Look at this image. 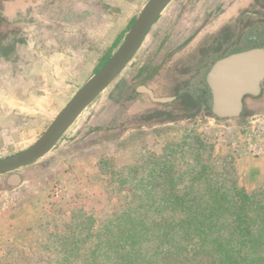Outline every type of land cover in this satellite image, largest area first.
<instances>
[{"label": "rangeland", "instance_id": "obj_1", "mask_svg": "<svg viewBox=\"0 0 264 264\" xmlns=\"http://www.w3.org/2000/svg\"><path fill=\"white\" fill-rule=\"evenodd\" d=\"M146 1L81 0L83 25L102 30L110 21L104 14L112 12L113 33H88L82 26L81 49L76 51L81 79L67 81L72 87L65 88L70 89L65 97H40L41 74L26 67L37 51L30 42L42 36L29 23L45 25L44 18L30 14L46 3L30 6L25 18L8 22L12 29L1 44L6 60L0 57V159L26 149L42 135L120 43L115 39L109 50L100 47L121 27L124 38ZM122 2H127L122 5L127 18L120 17ZM89 7L94 9L90 16ZM222 15H230L228 21L205 34L207 23ZM254 49L264 50V0H171L132 60L55 146L11 172L19 175L17 184L6 181L10 173L0 175V264H103L102 258L96 259L101 263L83 259L105 224L127 206L129 188L147 173L151 163L142 162L151 155L171 152L174 173L188 171L187 183L204 165L217 185L235 182L246 191L264 189V78L260 93L244 96L242 113L228 119L212 116L208 84L215 62ZM141 86L150 89L152 99ZM172 96L177 99L156 100ZM132 97H138L129 104L133 114L124 119ZM191 99L199 101L198 106L191 108ZM146 106L149 110L142 112ZM152 111L170 116L136 120ZM73 234L80 243L65 262L60 241L68 237L69 242Z\"/></svg>", "mask_w": 264, "mask_h": 264}, {"label": "trees", "instance_id": "obj_2", "mask_svg": "<svg viewBox=\"0 0 264 264\" xmlns=\"http://www.w3.org/2000/svg\"><path fill=\"white\" fill-rule=\"evenodd\" d=\"M11 29L0 16V50ZM190 101L191 108L198 106L199 101ZM161 115L170 116L152 111L136 120ZM169 157L171 152L143 160V166L151 163L147 173L134 179L127 206L105 224L83 261L102 258L103 264H264V189L246 191L235 182L227 187L217 185L204 165L202 172L190 174L187 183L184 176L188 171L174 173ZM67 240L63 237L60 241L65 262L74 256L80 243L75 234Z\"/></svg>", "mask_w": 264, "mask_h": 264}, {"label": "water", "instance_id": "obj_3", "mask_svg": "<svg viewBox=\"0 0 264 264\" xmlns=\"http://www.w3.org/2000/svg\"><path fill=\"white\" fill-rule=\"evenodd\" d=\"M170 2L171 0L145 2L116 50L61 108L42 135L26 149L0 159V175L10 173L9 178L17 184L20 177L17 173L11 172L38 160L55 146L82 111L130 62L151 27ZM263 78V49L234 53L218 60L208 75L212 94L211 112L225 119L239 116L242 113L244 96L258 95ZM139 90L152 97V92L146 87L141 86Z\"/></svg>", "mask_w": 264, "mask_h": 264}, {"label": "crops", "instance_id": "obj_4", "mask_svg": "<svg viewBox=\"0 0 264 264\" xmlns=\"http://www.w3.org/2000/svg\"><path fill=\"white\" fill-rule=\"evenodd\" d=\"M44 2L46 3L45 7L41 8V10H36V8L30 14V16H34L37 19L44 18L45 22H43L45 25L39 26L37 22L29 23V25L31 24L32 27L36 29L35 33L41 34L42 36L38 41L30 42L31 44L36 45L34 46V49L37 51H35V55H31L30 58L32 61H30L26 67L28 68L27 70H29L30 67V71L32 73L34 72L33 74L35 75L41 74L42 78L40 82L42 83L38 86V88L44 93H41L40 97H65L67 95L66 91L70 90L72 87L71 84H66L67 81L68 83H74L75 81H79L81 79V57L78 52L81 49L79 36L82 33V26H86L83 30H87L88 33L95 34L98 33V31H102L104 34H112L113 14L112 12L110 14H104V18L109 17L110 21L108 24L104 25L102 30H97L96 27H94V25L92 26L90 23L83 25L84 23H82L81 20L82 15L80 9L81 0H67V5L64 3L66 0H0V16L7 22H14L16 19L25 18L27 9L30 6L35 7V4L38 5L39 3ZM126 3L124 2V5L123 2L120 3L121 9L123 8L122 5L126 6ZM93 11L94 9L91 10L89 7L87 11L88 15L90 16L91 14H94ZM122 11L123 9L121 10L120 17L127 18L128 16H123ZM229 17L230 15H222L218 20L207 23L204 27V33L215 32V29H218L225 24L228 21L227 18ZM21 24L24 26L28 25L27 22ZM121 33H123L122 27L121 29H117L115 31L116 36L111 38V41H109L110 43L106 42L102 45V47H100V49L109 50V47L113 44L115 39L118 40L117 45L121 43V40H123ZM69 39L72 40V43L69 42ZM26 42L28 43V41ZM1 44H3V42ZM17 45H20V42H16L15 46ZM94 48H97V45H94ZM112 51L113 48L111 52ZM19 52L20 50L18 51V54ZM103 54L105 55L106 53ZM0 57L6 60V56L2 54L1 50ZM49 86L52 87L50 90V92L53 91L52 93H49ZM135 98L137 100L138 97H132V100L127 101L129 112L126 114L124 119L133 114L130 110L132 105L129 104H132L134 102L133 99ZM149 108L146 106L142 112L149 110ZM9 175L6 181H10L13 184L16 183L13 179L9 178Z\"/></svg>", "mask_w": 264, "mask_h": 264}, {"label": "flooded vegetation", "instance_id": "obj_5", "mask_svg": "<svg viewBox=\"0 0 264 264\" xmlns=\"http://www.w3.org/2000/svg\"><path fill=\"white\" fill-rule=\"evenodd\" d=\"M150 90V89H149ZM147 95H148V97H150L151 99H152V97L147 93ZM177 99V96H172V97H170V99L168 100V101H174V100H176ZM182 100H183V98H182ZM155 101V100H154ZM180 101H181V98H180ZM201 105V104H200ZM202 107L203 108H205V107H207V105H206V103H203L202 104Z\"/></svg>", "mask_w": 264, "mask_h": 264}]
</instances>
